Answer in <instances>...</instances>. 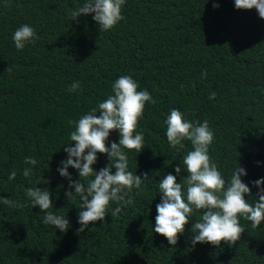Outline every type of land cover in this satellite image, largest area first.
<instances>
[{
	"label": "trees",
	"instance_id": "obj_1",
	"mask_svg": "<svg viewBox=\"0 0 264 264\" xmlns=\"http://www.w3.org/2000/svg\"><path fill=\"white\" fill-rule=\"evenodd\" d=\"M83 3L0 0V196L25 205L0 204V264H264V221L252 228L241 217L245 232L231 247L223 241L220 247L192 245L191 224L202 210L193 212L175 246L153 231L158 181L176 175L191 150L189 141L180 151L167 142L164 120L174 107L189 121L208 120L215 135L212 161L226 181L243 167L241 179L251 189L245 198L255 202L251 181L264 177V19L255 8L236 9L234 0H126L124 19L99 32L94 14L79 16V23L69 19V10ZM22 24L39 39L17 50L11 37ZM122 75L156 100L145 103L136 129L144 134V148L125 150L128 170L148 177L129 193L133 203L122 204L119 216L108 213L77 232L79 198L65 195L73 189L57 171L74 130L68 121L113 94L111 85ZM74 81L81 88L69 92ZM118 140L113 130L106 146ZM29 156L38 163L25 164ZM97 157L98 171L109 161L106 154ZM29 167L32 175L23 176ZM12 171L16 177L9 181ZM68 172L79 178L75 169ZM186 174L182 169L177 182ZM35 186L52 194L49 211L65 215L67 231L43 225L44 212L28 205L24 190ZM116 206L110 202L109 212Z\"/></svg>",
	"mask_w": 264,
	"mask_h": 264
},
{
	"label": "clouds",
	"instance_id": "obj_2",
	"mask_svg": "<svg viewBox=\"0 0 264 264\" xmlns=\"http://www.w3.org/2000/svg\"><path fill=\"white\" fill-rule=\"evenodd\" d=\"M125 2L126 0H84L82 6L69 10L68 17L79 23V16L94 14L92 19L98 25L99 32L110 31L124 19L122 6ZM234 6L236 9L255 8L259 17L264 19V0H234ZM213 7L219 5L213 3ZM11 38L16 49L23 50L26 44H35L39 36L33 27L22 24L15 29ZM6 70L11 71V68L7 67ZM206 75V71L202 72L201 78ZM80 88V82L74 81L68 91L76 92ZM138 88L139 83L132 76H119L111 85L113 94L98 102L96 107L77 120L68 121L69 126H74V130L69 133L70 143L63 149L67 157L60 162L57 171L68 180L69 188L73 189L66 191L65 195L69 197L75 194L79 198L80 211L77 215L80 227L77 232L85 231L90 222H103L108 213L112 217L119 216L123 210L122 204L133 203L129 193L134 188L139 190L148 177L147 173L137 175L128 170V156L125 152L127 149L140 153L144 148V134L136 129L145 103H156L147 89L138 91ZM215 97V92L210 93V100ZM164 124L170 148L183 150V142L189 141L191 150L182 156V163L175 167L176 175L168 173L158 181L157 193L161 195L160 203L156 204L153 231L164 236L169 245L175 246L179 234L184 233L185 225L193 218V212L199 210H202L200 218L191 224L193 246L199 242L220 247L223 241L231 247L245 232L239 222L241 217L250 221L252 228L259 227L264 221V177L251 181L258 191L254 197L255 202L250 204L245 197L251 196V189L241 179L247 174L246 170L237 165L226 181L217 164L212 161L209 146L214 142L215 135L208 120L189 121L174 107L167 114ZM113 130L118 131L119 140L106 146ZM97 153L106 154L109 161L98 171L93 168L98 159ZM24 163L36 165L38 161L29 156L25 157ZM69 167L77 171L78 179H72ZM182 169L187 174L177 182ZM31 175L30 167L23 170V176ZM15 177L16 172L12 171L8 180ZM82 179H87V183H83ZM24 191L28 205L37 206L44 212L43 225H52L61 232L67 231L70 223L65 215L49 211L53 208V201L48 189L42 190L35 186ZM113 201L117 202V206L109 212L110 202ZM0 204L13 208L25 206L3 196H0Z\"/></svg>",
	"mask_w": 264,
	"mask_h": 264
}]
</instances>
